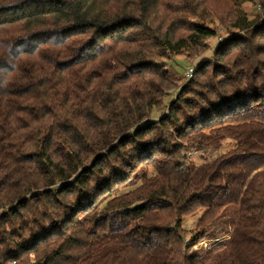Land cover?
I'll return each mask as SVG.
<instances>
[{"label": "trees", "instance_id": "1", "mask_svg": "<svg viewBox=\"0 0 264 264\" xmlns=\"http://www.w3.org/2000/svg\"><path fill=\"white\" fill-rule=\"evenodd\" d=\"M238 1L0 0V264H264V0ZM209 15L229 37L187 78Z\"/></svg>", "mask_w": 264, "mask_h": 264}, {"label": "rangeland", "instance_id": "2", "mask_svg": "<svg viewBox=\"0 0 264 264\" xmlns=\"http://www.w3.org/2000/svg\"><path fill=\"white\" fill-rule=\"evenodd\" d=\"M238 1V0H237ZM239 15L240 17H245L247 20H257L261 19L262 14L260 11L259 6L257 5L255 0H246L243 2H239ZM207 26L215 30V35L212 36L209 39V42L211 44V48H209L205 53L197 57L196 59L190 60L188 59L185 55L179 54L176 55L175 58L171 61L172 66L174 67L175 71L178 72L180 75L186 74V71L188 68L191 66L197 65L202 59L209 57L212 53L213 46L216 45L217 43L223 41L227 37H229V34L221 27L220 23L213 18L212 15L208 16L207 19ZM234 32H240L239 28L234 29ZM175 96V91L171 90L168 92L166 95H164V102L161 109H158L155 111V118L158 117V115L161 114L162 110L167 108V105L169 101ZM234 142L228 138H225L222 140L220 148L216 150H201V151H195L191 153V158L195 163H201L206 160H210L213 157H215L218 153L224 152L227 149H230L233 147ZM199 217V213L186 217L182 224L181 227L184 230V235L187 239L190 238L191 234L196 230V222L197 218ZM222 218L224 221H231L233 220V214H230L227 209H225ZM221 238V233L215 232L214 233H209L206 237H204L202 240H200L196 246L193 247L198 248L201 251L202 255L208 254V251L210 248H213L214 244L219 241Z\"/></svg>", "mask_w": 264, "mask_h": 264}, {"label": "built area", "instance_id": "3", "mask_svg": "<svg viewBox=\"0 0 264 264\" xmlns=\"http://www.w3.org/2000/svg\"><path fill=\"white\" fill-rule=\"evenodd\" d=\"M193 66H191L190 68H188V70L186 71V77L187 78H190L192 76V73H193Z\"/></svg>", "mask_w": 264, "mask_h": 264}]
</instances>
